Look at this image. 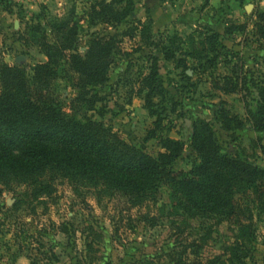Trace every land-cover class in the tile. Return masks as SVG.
Returning <instances> with one entry per match:
<instances>
[{
	"label": "trees",
	"instance_id": "1",
	"mask_svg": "<svg viewBox=\"0 0 264 264\" xmlns=\"http://www.w3.org/2000/svg\"><path fill=\"white\" fill-rule=\"evenodd\" d=\"M135 5L136 0L93 1L87 13L89 22L119 25L127 21ZM145 10L144 20L137 19L123 34H136L142 44L161 53L163 60L181 68L186 78V69L190 68L187 58L195 60L203 72L217 65L225 48L221 33L207 31L182 38L154 32L153 19L148 8ZM254 17L255 34L264 40V9H257ZM243 29L245 24H234L226 33ZM78 40V24L71 11L67 16L52 18L47 28L39 31L37 44L46 60L36 63L30 73L18 65L0 66V184L13 194V207L34 210L38 205L45 206L59 182L68 183L82 200L87 192H92L97 202L118 193L133 207L155 201L165 185L171 194L167 213L176 243L157 256L168 258L162 264H198L200 249L212 228L205 230L202 226L205 233L198 237L200 242L197 238L182 240L189 220L227 223L232 240L224 243L210 263L245 264L257 238L255 216H264V167L223 151L212 124L197 119L190 136L197 161L187 170L174 169L184 145L162 134L165 108L162 99L155 100L161 93L159 58L155 54L147 56L148 72L138 78L135 95L144 100V107L154 117L146 138L157 137L162 151L152 156L144 147L127 143L110 126L87 114L100 100L96 88L106 84L111 65L123 53L119 34L91 33L82 54ZM62 69L73 74L71 82L76 89L69 111L55 93ZM231 72L214 78L213 88L224 93L255 88L256 96L243 101L246 121L255 131L264 132V83L240 78L236 68ZM217 119L224 130L244 125L242 118L223 106L218 108ZM254 147L264 159V144L255 143ZM70 230L75 234L73 227L58 225L61 233L68 235ZM93 244L92 239L85 243L88 251Z\"/></svg>",
	"mask_w": 264,
	"mask_h": 264
},
{
	"label": "rangeland",
	"instance_id": "2",
	"mask_svg": "<svg viewBox=\"0 0 264 264\" xmlns=\"http://www.w3.org/2000/svg\"><path fill=\"white\" fill-rule=\"evenodd\" d=\"M93 1L96 0H0V66L18 65L30 73L36 63L46 60L37 44L39 31L46 29L52 18L73 11L81 54L91 33L119 34L123 51L111 65L106 84L96 88L100 100L94 110L87 112L89 116L110 126L127 143L144 147L152 156L162 151L157 137L146 138L154 117L144 107V100L135 95L138 78L148 72L147 56L155 54L159 58L161 87L155 100L162 99L165 108L162 134L184 145L174 169L187 170L197 161L190 146L193 122L197 119L212 124L223 151L264 167V159L254 147L255 143L264 144V132L255 131L246 121L243 104L244 98L256 96L255 88L224 93L212 86L214 78L231 74L232 68H236L240 78L264 83V40L253 27L254 12L264 9L259 7V0H136L127 21L113 26L90 24L87 13ZM146 8L152 14L154 32L165 31L182 38L207 31L221 33L225 48L220 51L217 65L203 72L195 60L187 58L190 68L186 69V78L181 68L163 60L161 53L142 44L136 34H123L132 29L137 19L144 20ZM234 24H245V29L227 34V27ZM17 57H22L20 63ZM72 75L62 69L55 83V93L68 111L76 93ZM221 106L242 118L243 127L224 130L217 119ZM13 203V194L0 184V264H162L168 258L157 256L176 243L167 213L171 194L165 185L160 187L155 201L135 207L118 193L97 202L93 193L87 192L82 200L66 182L57 183L45 206L32 210L15 208ZM255 221L257 238L245 264H264V216H255ZM62 223L73 227L75 234L71 230L68 235L58 231ZM202 226L205 230L211 227L212 232L200 249L197 263L211 264L232 237L227 223L189 220L182 240L197 238L200 242L198 237L205 233ZM91 239L94 246L88 251L85 243Z\"/></svg>",
	"mask_w": 264,
	"mask_h": 264
},
{
	"label": "crops",
	"instance_id": "3",
	"mask_svg": "<svg viewBox=\"0 0 264 264\" xmlns=\"http://www.w3.org/2000/svg\"><path fill=\"white\" fill-rule=\"evenodd\" d=\"M210 2L211 1H213V0H209ZM259 7H261V8H264L263 6H264V0H259ZM152 13H153V11H152ZM151 15V17H152V14H150ZM153 18V17H152Z\"/></svg>",
	"mask_w": 264,
	"mask_h": 264
},
{
	"label": "water",
	"instance_id": "4",
	"mask_svg": "<svg viewBox=\"0 0 264 264\" xmlns=\"http://www.w3.org/2000/svg\"><path fill=\"white\" fill-rule=\"evenodd\" d=\"M245 9L248 10L249 9V5H246ZM16 61L20 63L22 61V57H17Z\"/></svg>",
	"mask_w": 264,
	"mask_h": 264
}]
</instances>
